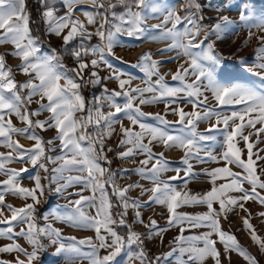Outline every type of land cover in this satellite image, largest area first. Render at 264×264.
Listing matches in <instances>:
<instances>
[{
	"label": "snow or ice",
	"instance_id": "obj_1",
	"mask_svg": "<svg viewBox=\"0 0 264 264\" xmlns=\"http://www.w3.org/2000/svg\"><path fill=\"white\" fill-rule=\"evenodd\" d=\"M40 3L43 8L41 18L49 34L60 37L61 33L68 29L67 34L62 36L65 50H67L70 41L77 37L80 38L79 45L71 53L77 61V66L71 71L75 73L76 77H80L81 82L78 83L66 72L57 71V68H62L63 65L58 63L60 57L56 54L55 49L50 55L38 54L40 47L38 38L31 34V19L26 0H0V45L11 44L13 46L14 50L10 54L21 61L18 66L20 71L31 77L26 82L18 84L14 80L12 70L6 67L4 55L0 54V146L11 150L7 154L0 153V174L7 177L0 182L2 183L0 205L4 204L5 193H11L13 196H19L25 200L30 197L33 201L19 208L7 205L11 216L0 220V225H6V227L0 228V238L12 239L13 235L23 237L32 250L28 251L13 242L6 246H0V253L17 252L26 257V261L17 258L16 264H34L38 253L45 248L42 243V238H45L51 244L58 245L57 254H67L68 264H76L77 260L82 259H87L89 264H112L127 243L129 246L133 244L137 246L139 251L135 253L134 258L139 261V264H146L148 258L144 252V241L141 239V235L130 231L127 241H125L112 227L116 221L111 215L112 204L105 188V185H109L113 189V195L121 202V207L124 209V212L119 214V225H125L124 216L130 206L137 209L142 207L139 200L130 201L126 196V193L132 188L139 187L141 195L146 192L151 193L144 204L155 203L166 206L169 214L168 227L180 225L181 235L175 238L176 247L165 254V259L178 253L175 256L176 264H204V261L209 257L215 261V264H220V253L215 247L216 241L212 239L215 234L219 242L223 244L225 252L236 251L243 256L248 264H257L255 258L239 245L233 235L221 230L219 223L221 215L226 217L227 213L237 206L247 212L244 202L250 199L264 205V195L257 191V189L264 190V180L261 179V175L257 174L258 168L260 173L264 174V166L257 163V161L264 160V156L259 155V152L264 149H258L256 153L253 152L254 145L260 143L261 134L264 133V93L238 86L219 85L213 75V67L219 57L213 54V44H207L206 49L204 47L210 33L215 34L219 39L220 34L232 21L228 17H222L211 28L205 27L202 24V6L197 0H187L184 5L186 13L184 16L178 15L174 9L168 10L162 23L152 27L162 29L161 35L165 39L172 40L168 48L160 50L162 53L179 49L177 55L170 59H179L181 55L188 58V67L180 65L172 76L173 81H178L181 86H169L164 81V77L159 76L156 71L158 63L162 62L151 61L150 54L144 53L141 55L138 65L142 66V70L146 73V86L131 88L126 87L131 83V76L122 79V74L117 72L105 57L106 54H112L113 47L118 43V36H140L146 30L143 25L148 16L143 10L151 9L152 13H156L158 9L154 0H132V3H128V0H116V3L108 0L106 6L104 0H91L92 5L98 10L104 9V12L97 11L95 14L81 9L89 25L95 24L97 19L102 17L95 33L88 32L84 23L78 18H73L75 5L80 3V0H63L67 9L64 15H56L57 10L51 0H40ZM120 5L125 7V11L119 13L114 11ZM193 9L195 10L193 11ZM109 15L111 19H109ZM240 20L245 21L243 13ZM169 22L172 27L165 28ZM181 25H183L182 31L179 30ZM257 27L264 30V23ZM201 32H203V39L200 38ZM93 35L98 36L101 43L86 47L85 41L90 40ZM249 37H251V33H249ZM258 39L261 46L255 50L256 60L264 61V36H260ZM89 54L97 57L90 61L93 68L104 63L113 70L112 75L104 77V79L114 78L117 80L120 91L113 90L109 93L106 88L103 89V95L95 96L88 102L87 115L77 117L76 113H83L86 109L85 99L81 95L80 89L88 83L99 84L101 81L95 71L90 74L89 80L83 79V71L88 67V64L83 61V57ZM203 61L210 62V66L206 67ZM255 67L264 70V63H255ZM248 70L252 72V68H248ZM253 74L264 79V73ZM153 75L159 77L154 83L151 81ZM189 76L194 77L191 83L186 82V78ZM61 80H64L63 85L60 83ZM25 90H27L26 95L23 94ZM206 91L211 92L218 107L239 106L238 109L232 110L230 115H224L216 108L208 107ZM145 93H152V96L146 99ZM181 93L184 94L185 99L192 103V112L188 113L180 108L172 109L173 113L179 116L175 122L167 121L160 114L152 116L151 118L158 121L162 127L144 122L150 114L141 111L139 105L165 101L167 109L168 104L177 103L176 98ZM34 97H38L35 101L38 108L30 112L28 105L33 102ZM201 97L203 99H200ZM117 98H123V103H118ZM137 99L139 105L135 104ZM105 104L114 111L110 110L107 113L101 111ZM199 105H204L202 111L197 110ZM43 111L50 114L46 119H32L39 117ZM120 114H123L132 126H138L139 131H134L133 127H124L121 124L122 138L117 147L126 145L128 147L118 155L122 159H127L136 154H143L146 158L139 161L140 167L136 171L141 179L151 182V188L130 184L121 189L115 183L114 174L100 163L101 160L111 163L105 155V137L112 135L113 125L119 122ZM12 115H15L26 126L15 127L11 119H6ZM213 117L216 118L215 124L210 125L203 133L197 131L198 121L211 120ZM176 125L180 126L179 134H172L169 128ZM219 125H223V127L220 128ZM90 127L95 131L90 132L88 130ZM51 128L56 130L55 140L59 141L60 155L55 157L46 155V152L50 153L56 150L54 140L50 139L45 142L35 133L36 129ZM248 129L254 131H249L245 135V130ZM30 130L32 131L30 132ZM216 131L222 133V150L218 154H213L202 146V142L214 141L216 137L210 133ZM13 134L21 136L27 134L26 138L34 140L35 143L32 147L25 149L18 141L13 140ZM253 135L257 138L255 141L250 140ZM145 138H148L147 144L144 143ZM241 140L247 149L246 160L242 158L243 149L238 146ZM83 142H87V147ZM153 142L164 145L166 149L173 147L183 149L184 155L180 163L185 167L183 169L177 167L175 176L169 177L167 180L161 179V175L169 171L171 166L164 158L163 152H153L150 147ZM97 145H99V149ZM108 151H112V149L109 148ZM202 151L204 152L203 156L200 155ZM13 153L16 155L14 156ZM253 156L256 157L255 160ZM14 160L20 162L27 160L33 168L38 167L46 174L51 173L45 175L43 179L47 180V186L56 184L54 189L56 193L63 194L67 188L73 185H82L81 192L84 189L90 190L93 193L92 196H83L81 192L72 193L79 198L74 201L69 200L67 205L61 206L64 211L53 212L51 215L54 219L75 228L93 229L98 243L94 242L92 238L63 237L61 231L52 227L50 223L39 225L35 215L37 211L35 205L40 203L37 193L42 197L46 186L41 184V176L37 172L35 176L29 177L35 181V186L33 188L22 187L20 179L22 173L27 172L28 169L8 168L7 165ZM45 160L47 163L57 166L49 169ZM192 160L198 163L220 160L225 162L224 167L207 171L212 187L203 195H193L183 189L178 190L172 183V181L182 179L186 184V178L198 175L192 171L193 164L190 163ZM149 165L151 166L149 167ZM228 165H234L243 171L242 173L233 172ZM181 171L184 172L183 178L180 177ZM218 179H226L227 182L217 186ZM245 182L251 185L250 191L243 187ZM231 192L241 193V195L231 196L229 195ZM214 202L219 203V211L213 208ZM196 204L206 205L207 212L187 215L177 211L181 206ZM85 208H94L95 215L86 212ZM0 215L3 214L0 213ZM260 215L264 216V213H260ZM136 216L137 222H140L139 211ZM48 218L49 214L45 213L43 219L47 221ZM242 219L245 229L250 233L251 240L259 246L261 251H264V240L258 237L249 218ZM185 224L190 228L204 227L209 231L199 235L184 236ZM19 225L26 227H20L19 231L14 232V228ZM145 227L148 228L149 239L153 235H159L166 231V229L157 228L155 220ZM102 230L107 234L106 236L101 234ZM109 237L111 238L110 242H108ZM85 245L90 249L87 252L83 251L81 247ZM99 249H110V251L100 257ZM185 256L187 259L184 258ZM160 259L161 257L157 256L148 264H159ZM0 264L3 262L0 261Z\"/></svg>",
	"mask_w": 264,
	"mask_h": 264
},
{
	"label": "rangeland",
	"instance_id": "obj_2",
	"mask_svg": "<svg viewBox=\"0 0 264 264\" xmlns=\"http://www.w3.org/2000/svg\"><path fill=\"white\" fill-rule=\"evenodd\" d=\"M85 2V3H84ZM81 2L80 5L82 7H78L75 5V11L73 14V18H78L82 23L85 24L88 32L95 33L97 28L99 27V23L101 18L97 19L95 24L89 25L87 23V18L84 16L81 9H86L94 14L99 12H104V9H97L95 6H92V3L89 1ZM108 0H104V3H107ZM113 3H116V0H112ZM156 3V7L158 11L156 13H152L151 9L143 10L145 15L148 16V19L145 21L143 25L146 29L140 36H132L129 37L127 35L118 36V43L113 47L112 54H106L105 59L114 66V69L121 73V78L126 79L128 76H131L130 85H126V87H145V81L147 80L146 73L142 70V66L138 65V61L140 57L144 53H149L151 57V61L162 62L158 63L156 71L159 73V76L164 77V81L169 86H181L178 81H173L172 76L176 73L177 69L180 65L184 67H188V58L181 55L179 59H170L177 55L179 49H173L168 52H161V49L168 48V46L172 43L171 39H165L162 35V29L153 28V25L161 24L163 21L164 15L167 14L168 10L174 9L177 14L180 16H184L185 10L184 5L187 0H154ZM84 3V4H83ZM90 3V4H87ZM128 3H132V0H128ZM79 4V3H78ZM201 4V15L203 16L202 24L211 28L219 21L222 17H228L232 23L226 28V30L220 34V38L217 39L215 34L210 33L209 39L205 42V49L207 48V44L211 43L214 47L213 54L219 57L218 62L213 67V75L215 81L225 87L238 86L246 89L255 90L260 93H264V79H261L260 76L254 75L253 73H264V70L255 67V63H264V61H257L255 50L261 46V42L258 39L260 36H264V30L257 27V25L264 23V0H204ZM85 5V6H84ZM107 4H105L106 6ZM56 8V15H64L67 12V9L63 3L54 4ZM42 6L38 8L39 16H40V25L38 28L34 29L32 23H30L31 34L38 38V44L40 47L39 55H50L52 54L53 49H58L63 46L62 36L67 34L68 29H65L60 37H57L55 34H49L47 32V27L44 24L40 10ZM28 10V9H27ZM139 10V9H134ZM195 9H193L194 11ZM116 12H124L125 7L120 5L114 9ZM29 12V10H28ZM78 12L79 14H75ZM244 14V20H240L241 14ZM109 19L111 16L109 15ZM172 24L169 22L165 25V28H171ZM179 30H183V25L179 26ZM249 33H251V37H249ZM200 38L203 39V32H201ZM74 42L80 43V38L77 37L74 39ZM101 43L100 38L96 35H93L90 40L85 41L86 47H91L93 45H99ZM160 46V47H155ZM121 48V50H117ZM137 48V49H136ZM136 49V50H135ZM13 46L11 44L0 45V54L4 55L6 67L12 70V75L14 80L19 83H24L31 77L29 75L23 74L19 69V64L21 61L19 58L14 57L10 53L13 51ZM135 50V51H134ZM73 51V49H71ZM60 59L58 63L62 64V68H57L58 72H66L69 76L73 77L78 83L81 82L80 77H76L75 73L71 71V69L77 66V61L74 58L64 57L61 54L56 53ZM73 57V56H72ZM95 56L91 54L84 56L83 61L88 64V67L83 71V79L89 80L90 74L95 71L98 76L101 78L99 84H91L88 83L84 87L80 89L81 95L85 99L86 109L83 113H76V116L87 115V106L88 102L93 99V97L98 95H103V89H107L109 93L113 90L120 91L119 82L114 78L104 79V77H109L112 75L113 70L108 68L104 63H101L99 67L93 68L91 66L90 61ZM255 62V63H254ZM150 63V61H149ZM206 67L210 66V62L203 61ZM248 68H252V72L248 70ZM34 75V74H33ZM159 77L157 75L151 76V81L154 83ZM194 77L189 76L186 78L187 83H191ZM60 83L63 85L64 80H61ZM27 90L23 93L26 95ZM205 95L208 97L207 106L216 108L217 111L222 112L224 115H230L231 111L234 109H238L239 106H224L218 107L217 102L212 96L210 91H206ZM152 96V93H145L144 97L147 99ZM38 97L33 98V102L28 105V110L31 112L38 108V104L35 102ZM200 99H203L201 97ZM177 103H172L167 105L166 102L160 101L153 104H145L139 105V100L135 101V104L139 105L141 111L146 114H150L144 122L156 127H162L158 121L152 119V116L156 114H160L164 116L167 121L175 122L179 119L177 114H174L172 109L180 108L185 112H192L193 106L187 99L184 98V94L181 93L179 97L176 98ZM46 102V101H45ZM118 103H123V98H117ZM204 105H199L197 110L202 111ZM114 111V109H109L107 104H105L101 111L107 113L108 111ZM50 114L47 111L41 112L39 117H33L32 119H46ZM6 119H11L12 123L15 127L22 128L26 125L17 119L15 115L11 117H6ZM118 123L113 125L112 135L109 137H105V155L108 157V160L111 163H106L101 160L100 163L103 167L108 168L114 174V180L116 185L119 188L124 189L130 184H139L145 188H151L152 184L150 181L141 179L140 175L137 173L136 169L140 167L139 161L141 159L146 158L143 154H136L133 157H129L127 159H122L119 157L118 153L123 152L128 147H117L120 139L122 138V133L120 132L121 124L124 127H133L134 131H139L138 126H132L130 121L124 118L123 114H120L118 117ZM239 122V121H237ZM216 123V118L213 117L211 120L198 121L197 122V131L205 132L206 129L210 127V125ZM179 125H176L173 128H169V131L172 134H179ZM220 128L223 125H219ZM260 127V125H257ZM90 132L95 131L94 128L90 127L88 129ZM32 130H30L31 132ZM249 131H254L252 129L245 130V135L248 134ZM36 135L40 136L43 141L47 142L48 140H54V144L56 145V150L50 153L46 152V155L57 156L60 155L59 150V141L55 140L56 130L54 128L46 129V130H35ZM208 134V133H206ZM216 137L214 141H206L202 142V146L206 148L207 151L212 152L213 154H218L221 152V141L223 139L222 133L219 131L210 133ZM27 134L21 136L19 134H13V140L18 141L25 149L30 148L34 145V140H29L26 138ZM257 138L255 135L250 137L251 141H255ZM84 146L87 147V142H83ZM144 143H148V138H145ZM243 149L242 158L247 159V149L244 146L243 141L241 140L238 145ZM45 147L47 148V144L45 143ZM154 153H164V158L170 163V170L161 175V179L167 180L169 177L175 176V168L179 167L183 169L185 166L180 163L184 150L180 148H165L164 145L153 142L150 145ZM99 149V145H97ZM112 149V151H108V149ZM258 149H264V133L261 134L260 143L254 145L253 152L256 153ZM10 149L6 147L0 146V153L7 154L10 152ZM15 156L16 154L13 153ZM201 156L204 155L202 151L200 153ZM259 155L264 156V151H260ZM255 160L256 157L253 156ZM47 164L49 169L57 166L47 161H44ZM154 162V161H153ZM193 164V173H198V175H193L191 177L186 178L187 183H184V180L178 179L176 181H172L173 184L176 185L178 190L183 189L190 194L193 195H203L207 191L211 190L212 183L211 178L207 175V171H211L217 167H224L225 162L220 160L217 162L207 161L203 163H198L195 160L190 161ZM258 164L264 166V160L257 161ZM151 165H149L150 167ZM8 168L20 170L21 168H27L28 171L22 173L20 184L22 187L33 188L35 186V181L30 179L29 177H33L39 172L41 176V184L45 185L44 194L40 197V194L37 193L38 198L40 199V203L35 205L37 211L35 213L37 219V223L39 225H44L45 223H50L52 227L59 229L62 233L63 237L71 236L77 239H87L92 238L94 242L95 231L93 229H79L75 228L69 224L64 223L63 221L56 220L52 217L53 212H62L64 209L61 206L67 205L69 200H76L79 197L72 194L76 192H81L82 185H73L65 190L63 194L56 193L54 189L56 188V184H52L51 186H47V180L43 179L45 175H50L51 173L46 174L42 169L38 167L33 168L31 164L25 160L24 162H20L18 160H14L13 162L7 165ZM233 172L242 173V169L235 167L234 165H228ZM127 170V171H125ZM75 174V173H73ZM257 174L261 175V179L264 180V174L260 173V169H257ZM180 177H184V172H180ZM7 179V177L3 174H0V182ZM226 179H218L216 181L217 186L222 183H226ZM63 183V181H61ZM0 187H2V183H0ZM244 188L251 190V185L247 184V182L243 185ZM107 193L109 195V200L112 204V208L110 209L113 220L116 221L115 224L112 225L113 229L117 231L118 235L124 238L127 241V237L130 231L139 233L141 235V239L144 241V252L147 256V261L155 259L157 256H160L161 259L159 264H176L175 256L178 253L174 254L171 257L164 258L165 254L172 251L174 247H176V237L181 235V226L174 225L172 227H168V212L167 208L164 205L150 203L144 204L145 201L148 200V196L151 194L150 192H146L141 195V189L139 187L130 189L126 196L129 200H139L142 204V207L137 209L134 207H129L127 209V213L124 216L126 221L125 225H119L120 213L124 212V209L121 207V202L117 199L115 195H113V189L109 185H105ZM261 195H264V190L257 189ZM72 194V195H70ZM83 196H92L93 193L84 189L81 192ZM112 195V196H111ZM231 196H239L241 193L231 192L229 193ZM10 197H14L11 199ZM19 200V201H18ZM33 201L29 197L27 200L23 199L19 196H13L11 193H5V201L3 205H0V220L9 218L11 216V211L7 207V205H12L13 207L19 208L23 207L26 203H32ZM245 203V208L248 210L247 212L241 210L238 206L233 208V210L227 213L226 217L221 215L219 217V223L221 230L233 235L238 241L239 245L246 250V252L255 258L257 264H264V251H261L259 246L255 244L250 237V233L247 229H245L243 225V219L245 217L249 218L250 224L253 226L254 230L258 237L264 240V216L260 215V213H264V205L260 204L256 200H249ZM213 208L219 211V203L214 202ZM86 212L95 215L94 208H85ZM207 206L196 204V205H184L177 209L178 212L187 214V215H197L207 212ZM137 211L140 213L139 221L136 216ZM49 214V218L47 221L43 219L44 214ZM152 220L156 221L157 228L166 229L159 235H153L151 239L148 238V228L145 225H150ZM6 227V225H0V228ZM20 227H26L25 225H19L14 228V232L20 230ZM184 236L191 235H199L203 232L209 231V229L201 227V228H190L187 224L184 225ZM102 235H107L103 230L101 231ZM110 237L108 238V242H110ZM212 239L216 241L215 247L220 253V264H248V262L236 251L225 252L223 244L219 242L218 237L213 234ZM18 243L21 247L25 248L28 251H31V246L28 244L26 239L23 237H16L13 235L12 239L8 238H0V246H6L10 243ZM67 243V241H65ZM42 243L45 245L44 250L38 253V258L34 262V264H52L54 262H63L66 263L68 260L66 259L67 254H63V257L58 259L56 248L58 245L51 244L47 239L42 238ZM202 246V245H200ZM82 250L87 252L90 249L88 246H81ZM110 249H99L98 255L103 257L108 254ZM139 251L135 244L129 246L125 243L122 251L118 254V256L114 259L112 264H139V261L134 258L135 253ZM25 260L22 254L17 252L12 253H0V261L3 264H16V259ZM131 258V259H130ZM187 259V257H184ZM76 264H89L87 259L77 260ZM204 264H215V261L209 257L204 261Z\"/></svg>",
	"mask_w": 264,
	"mask_h": 264
},
{
	"label": "built area",
	"instance_id": "obj_3",
	"mask_svg": "<svg viewBox=\"0 0 264 264\" xmlns=\"http://www.w3.org/2000/svg\"><path fill=\"white\" fill-rule=\"evenodd\" d=\"M204 0H197L198 3H202ZM40 0H28L29 12L32 20L33 28L36 29L40 25V16L37 11V6Z\"/></svg>",
	"mask_w": 264,
	"mask_h": 264
},
{
	"label": "crops",
	"instance_id": "obj_4",
	"mask_svg": "<svg viewBox=\"0 0 264 264\" xmlns=\"http://www.w3.org/2000/svg\"><path fill=\"white\" fill-rule=\"evenodd\" d=\"M84 1H89L90 3H91V0H80V3L79 4H77L76 6H78V5H80L81 4V2H84ZM51 3L54 5L55 3H58V4H61V3H63V0H51ZM85 3V2H84ZM83 3V4H84ZM90 3H87V4H90ZM64 4V3H63ZM105 4H107V3H105ZM26 6H27V4H26ZM41 6V3L39 2V4H38V6H37V11H38V8ZM85 6V5H84ZM78 7H82V6H78ZM91 7H93V5L91 6ZM27 9L29 10V8L27 7ZM41 11H43V8H41L40 9ZM30 13V12H29ZM39 13V12H38ZM79 14L78 12H75V14ZM155 47H160V46H155ZM137 49V48H136ZM135 49V50H136ZM117 50H121V48H118ZM134 50V51H135ZM11 199H14V197H10ZM19 201V200H18ZM66 237H71V236H66ZM57 256H58V259L60 258V257H63V254H57ZM52 264H68V262H66V263H63V262H54V263H52ZM168 264H170V262L168 263Z\"/></svg>",
	"mask_w": 264,
	"mask_h": 264
},
{
	"label": "trees",
	"instance_id": "obj_5",
	"mask_svg": "<svg viewBox=\"0 0 264 264\" xmlns=\"http://www.w3.org/2000/svg\"><path fill=\"white\" fill-rule=\"evenodd\" d=\"M78 42H74V40L70 41L69 44L67 45V50H65V45L61 46L56 50V53L63 55L64 57H68V58H73L71 53V49H75L77 47ZM112 196V195H111Z\"/></svg>",
	"mask_w": 264,
	"mask_h": 264
},
{
	"label": "bare ground",
	"instance_id": "obj_6",
	"mask_svg": "<svg viewBox=\"0 0 264 264\" xmlns=\"http://www.w3.org/2000/svg\"><path fill=\"white\" fill-rule=\"evenodd\" d=\"M26 4H27V7H28V0H26ZM29 8V7H28ZM30 19H31V16H30ZM31 23H32V20H31Z\"/></svg>",
	"mask_w": 264,
	"mask_h": 264
}]
</instances>
